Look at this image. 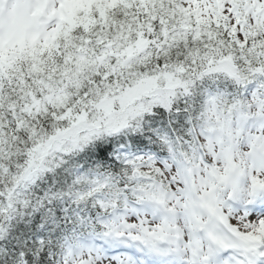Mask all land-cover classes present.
<instances>
[{
    "label": "snow or ice",
    "instance_id": "1",
    "mask_svg": "<svg viewBox=\"0 0 264 264\" xmlns=\"http://www.w3.org/2000/svg\"><path fill=\"white\" fill-rule=\"evenodd\" d=\"M0 264H264V0H0Z\"/></svg>",
    "mask_w": 264,
    "mask_h": 264
}]
</instances>
